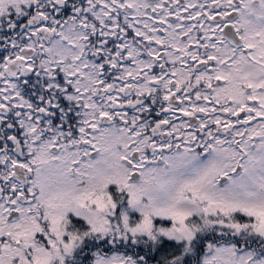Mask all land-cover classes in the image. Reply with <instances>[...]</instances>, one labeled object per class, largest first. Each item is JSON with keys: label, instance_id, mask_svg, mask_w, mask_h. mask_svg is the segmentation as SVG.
I'll return each instance as SVG.
<instances>
[{"label": "snow or ice", "instance_id": "snow-or-ice-1", "mask_svg": "<svg viewBox=\"0 0 264 264\" xmlns=\"http://www.w3.org/2000/svg\"><path fill=\"white\" fill-rule=\"evenodd\" d=\"M0 264H264V0H0Z\"/></svg>", "mask_w": 264, "mask_h": 264}]
</instances>
